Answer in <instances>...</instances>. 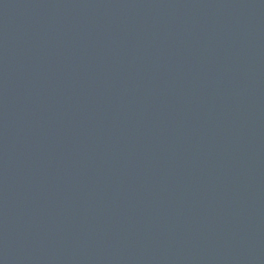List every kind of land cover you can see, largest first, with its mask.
<instances>
[{
  "label": "water",
  "instance_id": "obj_1",
  "mask_svg": "<svg viewBox=\"0 0 264 264\" xmlns=\"http://www.w3.org/2000/svg\"><path fill=\"white\" fill-rule=\"evenodd\" d=\"M0 264H264V0H0Z\"/></svg>",
  "mask_w": 264,
  "mask_h": 264
}]
</instances>
